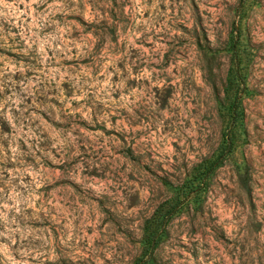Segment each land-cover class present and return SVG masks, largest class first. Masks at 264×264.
<instances>
[{
    "label": "rangeland",
    "instance_id": "obj_1",
    "mask_svg": "<svg viewBox=\"0 0 264 264\" xmlns=\"http://www.w3.org/2000/svg\"><path fill=\"white\" fill-rule=\"evenodd\" d=\"M0 264H264V0H0Z\"/></svg>",
    "mask_w": 264,
    "mask_h": 264
}]
</instances>
